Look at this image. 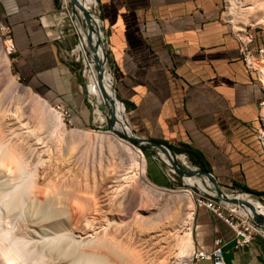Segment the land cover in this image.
Segmentation results:
<instances>
[{
	"label": "crops",
	"instance_id": "crops-1",
	"mask_svg": "<svg viewBox=\"0 0 264 264\" xmlns=\"http://www.w3.org/2000/svg\"><path fill=\"white\" fill-rule=\"evenodd\" d=\"M97 1L115 90L132 130L187 154L224 190L264 198L257 134L264 89L241 58L239 37L224 17L226 0ZM0 18L17 48V74L65 106L75 126H93L82 77L66 60L73 36L61 0H0ZM195 212L194 249L210 251L221 239L225 264H264L263 236L238 247L223 219L201 206Z\"/></svg>",
	"mask_w": 264,
	"mask_h": 264
},
{
	"label": "rangeland",
	"instance_id": "rangeland-1",
	"mask_svg": "<svg viewBox=\"0 0 264 264\" xmlns=\"http://www.w3.org/2000/svg\"><path fill=\"white\" fill-rule=\"evenodd\" d=\"M62 1L63 0H61V3H63ZM239 1L241 3L238 2L239 5L236 3L237 6L235 7V10H234V11H236L235 12L236 14L234 13L236 16L233 15L234 18H232V20L229 19L228 21L231 22V25H232L234 31H237L238 29H236L237 27L235 25L236 23L234 22L235 21L234 19L238 20L240 17L241 22H243V20H244V22L246 24L245 32L248 33L249 35H251L255 40V44L252 47L253 48H255L257 46L258 47H260V46L264 47V22H261V24L257 25V23H256L257 21L255 19V17L261 15V17L259 16L260 18L257 17V19L259 18V20H260L264 15V0H242V1L239 0ZM67 4H68L67 8H68L69 12L72 11L73 4H72L71 0ZM243 4H244V6H242ZM245 7H252L254 10L252 11L250 9L249 11L248 10L246 11V10L242 9ZM228 8H230V5L228 7V3L226 2L225 3V9H224L225 13L228 12ZM249 12L252 14V16ZM255 12H258V13H256L254 15ZM242 13H244V14L249 13V14L246 17L245 16L246 14L245 15L243 14L241 16ZM239 14H240V16H239ZM243 16H244V18H243ZM249 16L251 18H249ZM252 18L255 20H251ZM262 20H264V18H262ZM232 21H233V23H232ZM254 21H256V22H254ZM6 26H8V25H6L4 23V21L0 18V138L3 140V143L7 144L8 147H11V148H12V146H15V147L18 146L17 148L25 147V149L24 148H22L23 150L21 149L22 152L25 150L24 151L25 153L23 152L24 153L23 156L25 157V159H24L25 160V167L18 174L16 172L11 173L9 171H8L9 172L8 173L5 168H3V167L0 168V172H1L0 173V216L2 218L1 224L5 225L8 218H9L8 221L10 220V222L13 223L12 226L17 225L18 228L20 225L21 226H23L24 224L30 225L31 223H32L31 225L37 224L36 226H38V224L41 225L40 224L41 222H42V225L43 224H49L50 221L53 222L52 218H55V216H53L54 211L56 209L57 210L61 209V208H59V206L60 207L62 206V208H64V209L66 208L65 209V211L67 210L66 212L69 211L68 212L69 215H67L66 218L70 219V221L66 220V219L65 220L68 223H70L71 225L72 224L75 225V222L77 223L78 220L85 222V220L83 218L85 217V219H86V215L85 216L80 215L82 218L80 217L79 219H77V217H76V219H77L76 220L75 216L76 215L79 216L81 211L79 210L78 214H77L78 209L73 210L74 207L79 206L78 208L81 209L80 204L82 206L84 205V204H82V202L86 203L89 200L91 201L92 200L91 198H93L94 199L93 201L97 204H99L102 201L103 204L101 202L102 206L99 205V208L101 207V208L105 209L104 207H106V205H107L106 203H107L108 199L111 198L110 201H108L110 205L107 207L111 209V205L116 204L112 208L119 209V215H116L114 217L115 218V220H113L114 222L112 221L111 225H109L108 228L110 226L111 227L114 226L115 228H118L117 227V225H118V226H121V230H122L123 234H126L127 231H129V232H131V234H133L134 233L133 230L135 232L138 231L137 228H138L139 222L143 218L147 217V218L153 219V218H156L158 213H161L162 214L161 215V217H162L161 222L162 223H160L159 227L162 228V226H163L164 231L163 230L162 231L164 233H163V235L161 234L162 232L159 233V235H162L159 237V239L154 240L152 238L153 240H151V243L149 246V252H150L149 254H150L151 259H152L151 262H153L154 264H159L161 261H163V264L164 263L173 264L174 262H175L174 264H184V263L187 264V261L189 259L187 257H183V256H187L186 253L178 256L177 260L175 257L176 255L172 254L173 252H172L171 248H172V245L174 244L173 242H175L174 238H175L176 231H177L176 229H173L172 225H174V227H176L178 225L177 222H174V223L171 222L173 219L172 215L174 214V212H177L178 214L176 213V216L178 217V215L181 213L182 208L179 206L180 204L178 205L177 199L179 196L185 195L187 190L190 191V194H191V196H192V198L196 204V211L200 207L198 204L199 196L210 199L209 197L206 196V193L204 191H202L199 187L188 186L186 184V182L184 181V178L185 177H196L197 179L205 180V178H208V177H206L202 174L180 176L171 165H168L166 163L164 157L161 154L162 152L159 151L158 149L153 148L150 145H146L145 148H143V147L131 142L126 137L121 136L120 134L109 130L103 104L100 105V110L102 112L101 115L103 116V118H105L104 121H101L97 115H96V117H95V115H93L94 121H95L93 126H91V127H77V126H75L74 121H70L67 117H63L65 124H66L65 127L67 128L68 131H72L75 128H79L81 130H89V131H93V132H97V133H102V135L103 134L107 135V134L113 133L117 138L122 139L125 142L128 141L127 143L134 146L135 149H137L138 151L143 153V155L145 156V158H146V173L145 174H146L148 181L150 183H152L154 186H157L160 189H164V191L158 190L160 193L158 191H155L159 195L158 197H157V195H155L156 194L155 192H154L155 194L151 193V192H149V190H147L145 188H144L145 190H143V187H146V185H144L142 187V184H140V182H137V181H140L139 177H136V179H134L132 182L127 180V182H129V183H126V181L124 179L125 176L122 175V171L126 170V172L124 171L123 174L126 173L125 175L127 177L131 176V174H132L131 172H130L131 174H128V172L130 171V169H128L130 161H129V158L126 157L127 155H124L125 160L123 159L124 157L122 158V156L112 158L113 154H114L113 156H119L120 155V154H118L119 152L116 153L117 150H115V151H113L114 152L113 154H111V152H110V155H109L108 152L110 151V149L107 146L100 147V145H98L97 142L93 143V141H86L84 143H81L80 145H78L79 143H77L78 147H76V144H74L75 146L74 145L72 146L70 141H68L66 139H64V141H63V138L60 139L57 132H55L56 130L54 128L53 121L50 118H46L44 116L43 111H41L39 108H37L35 104H36V101L39 100V96H40L42 99L47 100V102L53 108H55V109L57 108L56 110L60 111V109L58 108V105H55L50 99H48L46 96L41 94L40 91H38L37 89L33 88L29 83H27L26 80H24L20 75L17 74V72L14 68L15 55L12 56L10 54V47L8 46V35L5 34V32H6L5 27ZM236 33L238 34V36L240 35V37L244 36V34H245L243 32H239V30ZM72 36H73V42H72V47H73L74 44L77 42V37L73 32H72ZM81 62H79L77 64V68L81 69L80 76L82 77L83 85L85 87L86 94H87L89 92V90L87 92L86 84L88 85V82H89V77H88L89 71H90V69H92L94 67L90 66L89 71H87L85 76L83 77L82 76V70H84V67L81 64ZM258 62H261V61H258ZM256 71H258V70H256ZM257 73H258L259 78H260L259 72H257ZM10 78H12L13 80ZM8 80H11V82L16 81L21 87H23V89L18 90V89L13 88V87H15V86H13V82L11 84V82ZM260 80H261V78H260ZM112 82H113V79L111 76V77H109V85H108V87H106V90L109 91L110 87L112 89H114L112 87ZM261 83H262V81H261ZM89 95H90V93H89ZM111 96L115 99L114 94H112ZM91 99L93 100L92 97H91ZM93 102H94V100H93ZM262 102H263V104H261V113L264 109V99ZM119 108L122 109L124 112V121H126L124 125L127 127L126 130L129 131L131 134L135 133L133 130H131L132 128L129 126L127 119H126V114H127L126 105L124 107L121 104V106ZM92 110H93V108H92ZM125 110H126V112H125ZM16 115L20 116V117H17ZM18 118H19V120H18ZM95 118H97V120ZM263 127H264V123H263L262 118H261V124L259 126V130H258L257 134H258L259 139H260L262 144H264V135H263V129L264 128ZM37 133L39 134V136ZM35 134H37V135L35 136ZM56 134H57V138H56ZM1 136H3V137H1ZM34 137L37 139L38 138H40V139L37 140V139H34ZM15 142H16V144H15ZM58 142H60V145L63 144L62 148L60 147ZM23 143H24V145H23ZM17 144H19V145H17ZM28 144H30V146L32 145L30 147L31 150H30ZM69 145L71 147V150H69V148H70ZM33 147H34V149H33ZM74 147L76 148L75 150H74ZM59 148H61V150ZM100 149L101 150L103 149V151H101ZM29 154H30V157H29ZM179 154L180 153H178V155ZM108 156H110L111 158ZM27 159H29V160H27ZM114 159L116 160V162H113ZM126 159H128V160L126 161ZM187 159H188L187 160L188 163L185 160H183V158L182 159L179 158V160L181 162L179 160H178V162L180 165L181 164L184 165L187 169L203 170L198 165L193 164L192 161L189 159L188 155H187ZM125 161H126V164H125ZM26 162L28 163V165ZM110 162H111V164H110ZM127 162H128V165H127ZM111 165H113V166H111ZM118 165H120V166H118ZM124 165H125V167H124ZM126 165H127V168H126ZM115 167H117V168H115ZM121 168H123L124 170ZM116 169H120L122 171H120V170L116 171ZM118 171H120L119 174L115 173ZM23 172H25V173H23ZM107 172H108V175H107ZM109 172H110V175H109ZM12 174H14V175H12ZM115 174L122 175V176L116 175L117 176L116 177L117 180H116L114 178ZM15 175H16V177H18V179L15 177ZM118 177H119V182H117ZM107 178H108V180H107ZM111 179H114L113 184H111L113 182ZM102 180H103V182H102ZM107 181H110V183ZM115 181L117 184L115 183ZM100 183H101V185H100ZM66 184H68L67 185L68 187L66 186ZM46 185L47 186L49 185V186L47 187ZM55 185L56 186L60 185V186H58L59 188H56ZM99 185H100V187H99ZM105 185L107 187L110 186L109 187L110 189L108 188V190H106V193L110 192L111 195H113L114 193L116 194V191L118 192L117 189L120 188L119 189L120 192H118L116 194L117 196L115 194H114L115 196L113 195L115 197L114 199H112L113 196L111 197V195H109L110 193L106 194L104 192V190L107 188ZM52 186H53V188H51V189H53V190L51 191V189H49V188ZM111 186H112V188H111ZM98 187H99V189H98ZM141 187H142V189H141ZM42 188L44 190L43 193H42ZM102 188H103V190H100ZM113 188L116 190H112ZM56 189H57V193H56ZM87 189H88V191H87ZM97 189L99 190V192L98 191L96 192ZM221 189L226 194H234V195L245 194V192H243V191H238L239 193H232L233 191L224 190L223 188H221ZM83 190L85 191V193L87 191V195H89V192H91L92 194L94 193V194L93 195L90 194L89 195L90 197H89L86 194L82 193ZM90 190H93V192ZM23 191H25V192H23ZM46 191H47V193H46ZM100 191H102L104 193V195ZM113 191H114V193H113ZM73 192L75 193V196L76 195L78 196V194H79L80 200L73 199L74 198ZM144 192H146V194ZM97 193H99L100 196L101 195L105 196V194H106V196H109V197L105 196L107 201H106V199L105 200L103 199V200H99L100 201L99 202L97 199H99L98 197H100V196L98 195V197L96 196L97 198H95V195H97ZM160 194H162V196H164V197H162ZM71 195H72L73 201H72V199H69V196H71ZM81 195H82V197H84V199L83 198L82 199L84 201L85 200H87V201L84 202L81 199ZM168 195H170V196H168ZM103 196H102V198H103ZM165 196H167V197H165ZM58 197H60L61 199L59 200ZM78 197H76V198H78ZM159 197H160V199H159ZM102 198L100 197V199H102ZM250 198L251 199L254 198L255 200L261 201V202L256 201L257 208H258V212L260 211L264 215V202H263V200H261L260 198L254 197L253 195ZM47 200L48 201L53 200V202H52L53 204L51 203L50 205H48L51 201L47 203ZM74 200H76V201L74 202ZM81 200H82V202H81ZM111 200H114V201L112 202ZM93 201H91V203ZM59 202L62 204L58 205ZM76 202H78V203H76ZM97 204L96 205L91 204V205L98 207ZM47 205L50 207H48ZM56 205H58V206H56ZM87 205H88V203L85 206H87ZM89 205L87 206V208L91 207ZM103 205H105V206H103ZM51 206H53L56 209H54L53 207L51 208ZM45 207H46V209H45ZM95 207H91V208H95ZM178 207H179V209H178ZM120 208H121V210H120ZM48 209H50V210H48ZM47 210H48V212H47ZM72 211H74V213ZM45 212L48 214H46L44 216ZM51 212L53 213V215ZM90 213L87 212L88 216H90ZM50 214L53 217L50 216ZM73 214H74L73 217L75 220L73 219V221H72V215ZM195 214H196V212H195ZM91 215L92 216H90V217H97L96 215H94V213H91ZM88 216H87L86 220H89L90 217H88ZM179 217H180V215H179ZM92 219H95V218H92ZM194 219H195V216H194ZM43 221H45L46 223ZM89 221L96 222V220H89ZM115 221L117 222V224H115ZM170 222L172 224H170ZM193 224H194V221H193ZM17 226H16V228H17ZM123 227H125V228L123 229ZM119 229H120V227H119ZM46 230H48L47 231L48 234L45 231H41V232L38 231L36 234V238H34V240H33L34 245H36L35 249L41 250L46 257L62 258L66 255V253L73 251V250H76V248L77 249L79 248L81 250V252L83 251V249L89 250V248H90L89 246L94 242V237H92L93 235H90L91 236L90 237L89 234H86L87 236L85 234H84L85 236L82 235L83 233L80 235L74 234V236L76 235V238H73L75 241H72L73 239L71 237H70V239H72V240H70L69 237L67 238L64 236H62L63 238H55L56 236H54V233L52 230L51 231H50V229H46ZM101 230H103V228H101L99 232H101ZM97 231H95V233H97ZM124 231H126V232H124ZM129 232H127V233L129 235H131ZM88 236L90 237V239L88 238ZM124 236H126V235H123V237ZM133 236L135 237V233L133 234ZM153 236H155V235H153ZM86 237L88 238L87 239L88 241L92 239L91 240L92 243L86 242L87 241V240H85ZM134 237H132V235L130 236V238H129L130 244L132 243L135 245V243L132 242V240L135 239ZM126 238H128V237H125V239ZM131 238H132V240H131ZM133 241H135V240H133ZM67 243H69V245ZM77 246H79V247H77ZM87 247H88V249H87ZM169 252L171 253V255L173 257L171 255H169L170 254ZM161 255H163V256L166 255L167 257L166 256L165 257L168 260L164 261L163 260L164 257H161ZM170 256H171V258L169 259ZM173 258L175 259V261ZM185 258H187V259H185ZM157 260H159L160 262ZM153 263H151V264H153ZM193 263L194 262H192V264Z\"/></svg>",
	"mask_w": 264,
	"mask_h": 264
},
{
	"label": "bare ground",
	"instance_id": "bare-ground-1",
	"mask_svg": "<svg viewBox=\"0 0 264 264\" xmlns=\"http://www.w3.org/2000/svg\"><path fill=\"white\" fill-rule=\"evenodd\" d=\"M82 3V5L84 6H89L90 4H92L93 0H78ZM242 1V0H241ZM226 2L228 3V7L230 5V8H228V12H226L224 14V17L225 19L229 20L233 17V15H235L236 11L235 10V7L237 6L238 2H240L239 0H226ZM237 3V4H236ZM241 3V2H240ZM239 5V4H238ZM241 5V4H240ZM244 6V4L242 5ZM238 8V7H237ZM244 10H254L252 7H245V8H242ZM260 9V8H259ZM245 11V12H246ZM260 11V10H259ZM242 12V11H241ZM235 13V14H234ZM250 13V12H249ZM248 13V14H249ZM258 13V12H255L254 15ZM261 13V12H260ZM244 13L241 14V16L243 15ZM246 14V15H245ZM244 15L247 17V13H245ZM251 14V13H250ZM253 15V16H254ZM259 15V14H258ZM236 16V15H235ZM240 16V14H239ZM238 16V17H239ZM252 16V14H251ZM261 17V15H259ZM257 16V17H259ZM257 17H255L257 25L258 24H261V22H264V20H262V18H264V15L263 17L259 20V18L257 19ZM236 18V17H235ZM244 18V16H243ZM249 18H251L249 16ZM254 18V17H253ZM251 19V20H255V19ZM246 19V18H245ZM235 20V21H234ZM233 21L236 23V29L239 30V32H243V33H246L245 32V28H246V24L243 20V22H241L240 20V17L238 20L234 19ZM248 20V19H247ZM259 20V21H258ZM232 21V23H233ZM246 21V20H245ZM250 21V20H249ZM251 22V21H250ZM253 22V23H254ZM252 23V24H253ZM255 23V24H256ZM261 26V25H260ZM235 27V26H234ZM235 29V30H236ZM237 30V31H238ZM82 31V30H81ZM235 31V32H237ZM242 33V34H243ZM237 34V33H236ZM238 35V34H237ZM85 48V42L83 41V43L81 45H79L78 47V50L80 52L83 51V49ZM254 68L256 70H258L259 74H260V78H261V81H262V85H263V88H264V60H262L261 62H254ZM89 82H88V90H89V93L91 95V97L93 98L94 100V103L96 105L98 104H104L105 103V98L103 97V89L106 90V87H108L109 85V77H111V75H106L105 76V79L103 81V86H101L99 84V80H98V75L97 73L95 72L94 68L90 69L89 71ZM9 79V78H8ZM12 79V78H10ZM13 80V79H12ZM11 82V80H8ZM13 82V88L15 89H18V90H22L23 87H21L16 81H12ZM11 82V84H12ZM9 83V82H8ZM10 87V86H9ZM108 89V88H107ZM110 95L114 94V91L113 89L110 87L109 88V91L106 90ZM113 98V97H112ZM92 100V101H93ZM109 102H106V104H108ZM36 107L39 108L41 111H43L44 113V116L46 118H50L53 123H54V128H55V132H57L59 138H63V141L64 139L70 141V143L72 144V146L74 144H76V147L77 146V143H79L78 145H80L81 143H84L86 141H93V143L97 142L98 145H100V147L102 146H107L110 151L108 152L109 155H110V152L111 154H113L115 150L116 153L120 154L119 156H113L112 155V158L113 157H120L122 156V158L124 157V155H127L126 157L129 158V161H130V164H129V168L130 171L128 172V174H131V176L127 177L120 169H116L117 170H120L122 171V175H124V179L126 181V183H129L127 182V180L129 181H133L134 179H136V177H139L140 178V181H137V182H140V184H142V187L144 185H146V187H143V190L147 189L149 190V192L151 193H154L155 191H164V189H160L158 188L157 186H154L152 183H150L146 177V158L145 156L143 155V153H141L140 151H138L137 149L134 148V146L130 145L129 143L125 142L124 140L122 139H119L117 138L113 133H110V134H107V135H102V133H97V132H93V131H89V130H81L79 128H75L74 130L72 131H68L67 128L65 127L66 124H65V121H64V118L63 117H68V114L65 113V110L63 107H61L60 105H58V108L60 109V111L56 110L55 108H53L48 102L47 100H44L42 99L40 96H39V100L36 101ZM121 106V103L116 99L115 100V108H116V113H117V129L121 132H123L125 135H129V136H133V134H131L129 131H127V127L124 125L126 121H124V112L122 109H120L119 107ZM17 114V113H16ZM43 115V114H42ZM96 115L99 117V119L101 121H104L105 118H103V116L101 115V113L99 111H96ZM17 116V115H16ZM17 117H20V116H17ZM40 118V117H39ZM261 118H262V121L264 123V109L261 113ZM2 120V119H1ZM19 120V118H18ZM70 120V119H69ZM71 121V120H70ZM41 126V125H40ZM40 128V127H39ZM264 128V127H263ZM53 131V132H54ZM36 133V132H35ZM117 133V132H116ZM6 134V133H5ZM38 134V133H37ZM35 134V136L37 135ZM57 134H56V138H57ZM263 135H264V129H263ZM39 136V134H38ZM3 137V136H1ZM9 137V136H8ZM12 138V137H11ZM58 138V139H59ZM34 139H37L34 137ZM40 139V138H38ZM37 139V140H38ZM27 141V140H26ZM31 141V140H30ZM29 141V142H30ZM62 141V142H63ZM9 142V141H8ZM24 142V141H23ZM38 142V141H37ZM61 142V143H62ZM59 145H60V142H58ZM64 143V142H63ZM3 143V140L0 138V168L3 167L7 170V172H16L17 174L20 173L22 171V169H24L25 167V157L23 156L24 153L22 152V148L25 149V147H22V148H17L15 146H12L11 147H8L7 144ZM16 144V142H15ZM37 144V143H36ZM70 144V145H71ZM9 145V144H8ZM13 145V144H12ZM19 145V144H17ZM21 145V144H20ZM24 145V143H23ZM26 145V144H25ZM63 145V144H62ZM62 145H60V147L62 148ZM69 145V147H70ZM264 145V144H263ZM11 146V145H10ZM27 146V145H26ZM29 148L32 146H30V144H28ZM75 146V145H74ZM56 147V146H55ZM59 147V146H58ZM36 148V147H35ZM61 148H59L61 150ZM107 148V149H108ZM22 149V150H21ZM27 149V148H26ZM34 149V147H33ZM76 148L74 147V150ZM31 150V148H30ZM69 150H71V147L69 148ZM73 150V151H74ZM101 150V149H100ZM34 151V150H33ZM32 151V152H33ZM72 151V152H73ZM103 151V149L101 150ZM59 152V151H58ZM23 153V154H22ZM27 153V152H26ZM29 153V152H28ZM63 153V152H62ZM61 153V154H62ZM162 156L164 157L166 163L168 165H171V160L164 154V153H161ZM32 155V154H31ZM42 155V154H41ZM33 156V155H32ZM28 157V156H27ZM29 157H30V154H29ZM56 157V156H55ZM54 157V158H55ZM110 157V156H108ZM111 158V157H110ZM38 159V158H37ZM116 159V158H115ZM114 159L113 162H116V160ZM125 160V157L123 158ZM29 160V159H27ZM26 160V161H27ZM39 160V159H38ZM43 160V159H42ZM48 160V159H47ZM55 160V159H54ZM110 160V159H109ZM112 160V159H111ZM128 159H126L127 161ZM37 161V160H36ZM35 161V162H36ZM41 161V160H40ZM126 161H125V164H126ZM112 162V163H113ZM124 162V161H123ZM27 163V162H26ZM42 163V162H41ZM111 164V162H110ZM28 165V163H27ZM127 165H128V162H127ZM127 165H126V168H127ZM113 166V165H111ZM120 166V165H118ZM122 166V165H121ZM125 167V165H124ZM117 168V167H115ZM168 168V167H167ZM26 170V169H25ZM132 170V171H131ZM115 171V170H114ZM120 171L118 172H115V173H120ZM8 172V173H9ZM131 172V173H130ZM1 173V172H0ZM10 173V174H11ZM25 173V172H23ZM112 173V172H111ZM16 174V175H17ZM22 174V173H21ZM118 174H115V179H116V175ZM127 174V175H128ZM9 175V174H8ZM14 175V174H12ZM15 175V177H16ZM107 175H108V172H107ZM109 175H110V172H109ZM122 175H118V176H122ZM9 177V176H8ZM107 177V176H106ZM18 179V177H16ZM121 178V177H120ZM46 179V178H45ZM50 179V178H49ZM51 180V179H50ZM108 180V178H107ZM113 182L111 184L114 183V179H111ZM117 180V179H116ZM124 181V180H123ZM184 181L186 182V184L190 187H199L202 191H204L206 194L208 195H212V196H215L216 195V191H215V187H214V184L210 181V179H205V180H200V179H197L196 177H185L184 178ZM57 182V181H56ZM103 182V180H102ZM110 183V181H107ZM119 182V177H118V181ZM55 183V182H54ZM53 183V184H54ZM105 183V182H104ZM116 183V181H115ZM56 184V183H55ZM59 184V183H58ZM117 184V183H116ZM139 184V183H138ZM57 185V184H56ZM55 185V186H56ZM68 184H66L67 186ZM101 185V183H100ZM99 185V187H100ZM121 185V184H120ZM47 186V185H46ZM49 186V185H48ZM47 186V187H48ZM54 186V187H55ZM60 186V185H58ZM58 186H56V188H59ZM106 186V185H105ZM68 187V186H67ZM98 187V189H99ZM102 187V186H101ZM107 187V186H106ZM110 186H108L104 192L106 193V190H108ZM114 187V186H113ZM116 187V186H115ZM141 187V189H142ZM53 188L50 187L49 189ZM104 188V187H103ZM100 189V190H103ZM112 188V186H111ZM145 188V189H144ZM41 189V188H40ZM81 189V188H80ZM92 189V188H91ZM96 190V192L99 190ZM110 189V188H109ZM120 189V188H119ZM118 190V192H120V190ZM46 190V189H45ZM53 189H51L52 191ZM60 190V189H59ZM86 190V189H85ZM95 190V189H94ZM112 190H116V189H112ZM43 188H42V193H43ZM49 191V190H48ZM81 191V190H80ZM88 191V189H87ZM87 191L85 193V191L83 190L82 193L86 194L87 195ZM93 192V190H90ZM169 191V190H168ZM25 192V191H23ZM50 192V191H49ZM48 192V193H49ZM54 192V191H53ZM75 192V191H74ZM73 192V193H74ZM102 192V191H100ZM112 192V191H111ZM116 191V194L118 193ZM148 192V191H147ZM148 192V193H149ZM159 192V191H158ZM47 193V191H46ZM51 193V192H50ZM49 193V194H50ZM56 193H57V189H56ZM80 193V192H79ZM103 193V192H102ZM107 193H110V192H107ZM106 193V194H107ZM114 193V191H113ZM146 194V192H144ZM156 193V192H155ZM154 193V194H155ZM160 193V192H159ZM167 193V192H166ZM170 193V192H169ZM24 194V193H23ZM52 194V193H51ZM69 194V193H68ZM83 194V195H84ZM92 194L91 192H89V195ZM94 194V193H93ZM92 194V195H93ZM101 194V193H100ZM105 194V196H106ZM115 194V193H114ZM113 194V195H114ZM115 194V195H116ZM163 194V193H162ZM162 194H160L162 196ZM64 195V194H63ZM87 195V196H89ZM99 195V193H97V195H95V198H97ZM104 195V193H103ZM103 195H99L101 198ZM111 195V193L109 194ZM111 195V197L113 196ZM114 195V196H115ZM157 195V197L159 196L157 193L155 194ZM79 196V194H78ZM77 195L75 196V193H74V198L73 199H76V200H80V196L78 197ZM97 196V197H96ZM103 196L102 199H100V197H98L99 199H97L98 201L99 200H105L106 197H109V196ZM113 196L112 199H114L115 197ZM117 196V195H116ZM154 196V195H153ZM160 196V197H161ZM170 196V195H168ZM78 197V198H76ZM90 197V196H89ZM93 197V196H92ZM159 197V199H160ZM164 197V196H162ZM167 197V196H165ZM224 197H226V199H229V198H236L240 201H248L249 203H252V205L254 206L255 210L257 211V213L262 214V212H258V208H257V203L256 201L257 200H254V199H251L250 197H246L245 195H242V194H238V195H235V196H229L228 194H224ZM59 200L61 199L60 197H58ZM67 198V197H66ZM84 199V197H82L81 195V199ZM86 198V197H85ZM171 198V197H170ZM176 198V197H175ZM19 199V198H18ZM24 199V198H23ZM69 199H72V195L69 196ZM72 199V201H73ZM82 199V200H83ZM87 199V198H86ZM93 201L94 199L91 198ZM111 199V198H110ZM110 199H108V201H110ZM148 199V198H147ZM166 199V198H165ZM58 200V201H59ZM74 200V202L76 201ZM81 200V202H82ZM178 205L182 208L181 209V213L178 215V217L176 216V213L177 212H174V214L172 215L173 216V219H172V223L174 222H177V226L174 227L173 226V229H176V235H175V242H173L174 244L172 245V254L176 255V260H177V257L182 255V254H187V256H183V257H187L189 260L187 261V264H192V262H196L197 261V258H198V254H199V250L197 249H194V245H193V238H192V226H193V221H194V215H195V210H196V204L190 194V191L187 190L186 191V194L183 195V196H179L178 197ZM51 201V202H50ZM84 201V200H83ZM87 201V200H85ZM84 201V202H85ZM89 200L88 202L86 203H83L84 204L83 206L80 204V208L79 209L76 205V207H74L73 210H77V214H78V211L80 210L81 213L79 214V216H75V219L77 217V219H79L81 216H85L86 215V219H87V212H91V213H94V215H96L97 217H90L92 216L91 213H90V217L89 220H96V222L94 221H89V220H86L85 217L83 218L85 220V222L83 221H80L78 220L77 223L75 222V225H71L70 223H68L66 220H69L67 217L68 212L65 211L64 208H62V206L59 208L61 209H56L54 208L53 206H51V208L53 207L54 209H56L54 211V215L52 213L53 216H55V218H52L53 219V222L50 221L49 224H43L42 225V222L40 223L41 225L38 224V226H36L37 224H33V225H29V224H24L23 226H12L13 223L10 222V220L8 221L7 219V222L5 223V225H2L1 224V221H2V218L0 216V264H151L153 262L152 259H151V256H150V252H149V246H150V243H151V240H157L159 239L160 236L163 235V226L162 228L159 227L160 226V223H162V217H161V213H158V215L156 216V218H143L140 222H139V225H138V228L137 230L138 231H134L133 232L135 233V237L133 236V234H131V232H129L132 237H134L135 241L132 240V242L135 243L134 244H130L129 242V238L131 235H129L126 231V234H123L122 233V230H121V226H118V228H115L114 226H110L108 228L109 225H111L112 221L115 220V216L116 215H119V209L117 208H112L114 207L115 205H111V209L108 208L107 206H109V202L107 201V205L106 207H104L105 209L103 208H99V205H101V202L99 204L94 203ZM112 202L114 200H111ZM146 201V200H145ZM50 202L48 205H50L53 200H47V203ZM61 202V201H60ZM59 202V203H60ZM91 204H94L98 207H95L94 205H91ZM111 202V203H112ZM225 202V201H223ZM58 205H61L62 203H60ZM78 203V202H76ZM88 203L89 206L91 207H95V208H87V206H85L86 204ZM198 203H199V200H198ZM226 204L228 205H231V203H228V202H225ZM53 204V203H52ZM74 204V203H73ZM103 204V202H102ZM146 204V203H145ZM47 205V206H48ZM56 205V206H58ZM79 205V204H78ZM74 206V205H73ZM86 208H85V207ZM102 206V205H101ZM105 206V205H103ZM50 207V206H48ZM121 207V206H120ZM39 208V207H38ZM58 208V207H57ZM76 208V209H75ZM46 209V207H45ZM44 209V210H45ZM64 209V210H63ZM179 209V207H178ZM177 209V210H178ZM243 209V208H242ZM50 210V209H48ZM47 210V212H48ZM121 210V208H120ZM52 211V210H51ZM245 211L247 213H252L251 209L249 207H245ZM67 214H66V213ZM74 213V211H72ZM71 212V213H72ZM48 214L45 212L44 216ZM121 214V213H120ZM178 214V213H177ZM42 215V214H41ZM50 214V216H52ZM81 215V216H80ZM52 216V217H53ZM74 214L72 215V221L74 219ZM264 216V215H263ZM70 218V217H69ZM82 218V217H81ZM92 218H95V219H92ZM43 219V218H42ZM66 219V220H65ZM74 219V220H75ZM76 219V220H77ZM82 219V220H83ZM156 219V220H155ZM45 220V219H44ZM171 220V219H170ZM117 221V220H116ZM115 221V224H117V222ZM45 222V221H43ZM73 222V223H74ZM114 222V221H113ZM122 222V221H121ZM169 222V221H168ZM170 222V224H172ZM46 223V222H45ZM164 224V223H163ZM127 226V225H126ZM130 226V225H129ZM170 226V225H169ZM17 229H15V228ZM120 227V229H119ZM103 228V230L100 231V229ZM113 228V229H112ZM125 227H123L124 229ZM46 229H50V231L52 230L53 233H54V236H56L55 238H63L62 236L64 237H70L73 239V238H76V235L74 236V234H82V235H86V234H89L90 235H93L92 237H94V244L92 243V239L91 240H87L88 238L90 239V237L88 236V238L86 237L85 240H87L86 242H90L92 243L89 247V250H84L81 252V250L78 248H76V250H73V251H70L68 253H66V255L62 258H51V257H46L43 252L41 250H36L35 249V246L34 243H33V240L34 238H36V234L37 232H41V231H45L47 233L48 230ZM99 229V230H98ZM108 229V230H107ZM134 229V228H133ZM98 230V231H97ZM163 230V231H162ZM95 231H97V233H95ZM99 232V233H98ZM162 232L161 234L162 235H159V233ZM48 234V233H47ZM52 234V233H51ZM129 236H128V235ZM155 236H153V235ZM174 234V233H173ZM81 235V236H82ZM84 235V236H85ZM123 235H126L123 237ZM87 236V235H86ZM53 237V236H52ZM125 237H128L125 239ZM153 238V239H152ZM70 239V240H72ZM55 240V239H54ZM61 240V239H60ZM84 240V241H85ZM72 241H75L74 239ZM69 245V243H67ZM79 245V244H78ZM88 246V245H87ZM68 247V246H67ZM79 247V246H77ZM88 249V247H87ZM63 252V251H62ZM171 252V251H170ZM169 252V253H170ZM163 253V252H162ZM165 253V252H164ZM48 254V253H47ZM166 254V253H165ZM168 254V253H167ZM164 255V254H163ZM161 255V257H164V261L165 260H168L165 256ZM171 255V253L169 254ZM172 256V255H171ZM171 256L169 257V259L171 258ZM173 257V256H172ZM182 257V256H181ZM185 258V259H187ZM174 259V258H173ZM172 259V260H173ZM179 259V258H178ZM161 260V259H160ZM159 261V260H157ZM175 261V259H174ZM179 261V260H178ZM160 262V261H159ZM158 262V263H159ZM167 262V261H166ZM171 262V261H170ZM169 262V263H170ZM175 263V262H174ZM173 263V264H174ZM154 264V263H153ZM159 264H163V261H161ZM164 264H167V263H164ZM185 264V263H184Z\"/></svg>",
	"mask_w": 264,
	"mask_h": 264
},
{
	"label": "built area",
	"instance_id": "built-area-1",
	"mask_svg": "<svg viewBox=\"0 0 264 264\" xmlns=\"http://www.w3.org/2000/svg\"><path fill=\"white\" fill-rule=\"evenodd\" d=\"M69 1L70 0H63L62 1L63 3H61V5H62L63 11L67 14L70 20L71 29H72V32L77 37V42L74 44L73 47H71L67 51L66 60L71 66H73V68L77 70L79 74L81 72V69L77 68V64L82 61L81 64L84 67V70H82L83 77L85 76L86 72L89 71L90 66L94 67V70L98 75V72L96 69V63L93 57V52L91 51L90 45L88 43V36H87L88 30L85 24L84 16L79 10H78L79 12L78 15H74L72 11L69 12L67 8V5H68L67 3ZM85 7L90 14L91 22L93 26L95 27V29L97 30L98 35L103 43L102 47L99 48L98 53H99L100 59L104 62L105 76L106 75L112 76V72L110 69L109 54L107 50L108 42H107V37L105 34L104 27H103L104 23L101 17V9L99 7L98 1L93 0L92 4H90L89 6H85ZM5 28H6L5 34L8 35V46L10 47V54L14 56L17 54V48L13 42L10 27L6 26ZM93 35H94L93 44H95V41L97 38L95 34ZM238 37H239L238 40L240 41L241 58L249 69H254V65H253L254 62L264 60V47L257 46L253 48L252 46L255 44V40L248 33H245L244 36L242 37H240V35ZM83 41L85 42V48L83 49L82 52H80L78 50V47L79 45L83 43ZM112 79H113V76H112ZM113 88H114L113 89L114 91L115 90L114 80H113ZM86 89L88 92L87 84H86ZM115 94H116V90H115L114 95ZM87 99H88L89 104L93 108L92 110L93 115L96 114V111H99L100 113H102L100 110V105L102 104H98V105L94 104V102L91 99V96L89 95V92L87 93ZM118 101L125 107V103L122 100H118ZM261 104H263V102H261ZM60 106L64 108L65 113L68 114L69 119L73 121V117L70 111L65 106L63 105H60ZM127 122H128V119H127ZM177 158L178 160L179 158L181 159L183 158V160H185L188 163L187 155L185 153H180L177 156ZM232 193H239V192L233 191ZM242 195H245L246 197L252 196L248 193H245ZM260 199L263 200L264 202L263 197H261ZM257 201L261 202L260 200H257ZM199 204L201 207H204L205 209L215 213L219 218L223 219L234 230L236 234V242H237L238 247L247 246L255 239L256 236L264 237V229L256 225V223L254 222L253 216L247 213L245 210H243L240 206L234 205V204L228 205L223 201L217 202L211 199L204 198L202 196H199ZM223 247H224V243L221 239H217L215 241L214 248L210 251L204 250L199 247V254H198L197 261L209 260V261H212L214 264H225Z\"/></svg>",
	"mask_w": 264,
	"mask_h": 264
},
{
	"label": "water",
	"instance_id": "water-1",
	"mask_svg": "<svg viewBox=\"0 0 264 264\" xmlns=\"http://www.w3.org/2000/svg\"><path fill=\"white\" fill-rule=\"evenodd\" d=\"M73 7H72V13L74 15H78L79 12L78 10L83 14L84 19H85V24L88 30V43L90 45L91 51L93 52V57H94V61L96 63V69L98 72V80H99V84L101 86H103V81L105 79V69H104V62L100 59L99 57V53L98 50L100 47H102L103 43L102 40L100 39L97 30L95 29V27L93 26L92 22H91V17L90 14L88 12V10L86 9V7L84 5H82V3L78 0H71ZM96 35V41L95 44H93V38L94 35ZM103 93V97L105 98V103H104V112L106 114V119H107V125L109 130L113 131V132H117L118 134H120L121 136L126 137L127 139H129L131 142L145 148L146 145H150L153 148L158 149L159 151H161L162 153H164L170 160H171V166L175 169V171L180 175H193V174H202L206 177H208L210 179V181L214 184L215 187V191H216V195L212 196V195H207V197H209L210 199L214 200V201H225L234 205H238L241 208H244L243 210H245V207H249L252 211V213H249L250 215L253 216L254 222L256 223V225H258L259 227L264 229V216L257 213V211L255 210L254 206L249 203L248 201H240L236 198H229L226 199V197H224V191L221 189L217 179L215 178V176L206 170H200V169H195V170H191V169H187L185 168L183 165H180L178 162V158H177V153L175 151H173L169 146L159 142V141H155V140H151V139H147L144 137H140L139 135H136L135 133H133V136H129V135H125L123 132L119 131L117 129V113H116V108H115V100H120L117 93L115 94V99L112 98V96L105 90L103 89L102 91ZM115 93V90H114ZM106 102H109L108 104H106ZM130 126V124H129ZM131 127V126H130ZM132 130V129H131ZM133 132V131H132ZM194 187V186H193ZM229 196H235L234 194H228Z\"/></svg>",
	"mask_w": 264,
	"mask_h": 264
},
{
	"label": "trees",
	"instance_id": "trees-1",
	"mask_svg": "<svg viewBox=\"0 0 264 264\" xmlns=\"http://www.w3.org/2000/svg\"><path fill=\"white\" fill-rule=\"evenodd\" d=\"M176 153H180V152H178V151H175Z\"/></svg>",
	"mask_w": 264,
	"mask_h": 264
}]
</instances>
